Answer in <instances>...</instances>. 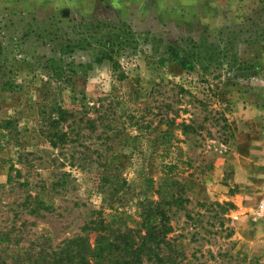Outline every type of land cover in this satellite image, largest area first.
I'll list each match as a JSON object with an SVG mask.
<instances>
[{
	"label": "rangeland",
	"instance_id": "1",
	"mask_svg": "<svg viewBox=\"0 0 264 264\" xmlns=\"http://www.w3.org/2000/svg\"><path fill=\"white\" fill-rule=\"evenodd\" d=\"M120 22L139 43L117 56L122 79L107 61L93 63L87 50L65 54L76 72L54 79L48 59L82 25ZM203 36L241 64L230 75L240 77L208 74L217 85L211 92L197 69L158 63L168 46ZM0 41V229L23 225V243L45 233L55 245L79 234L97 211L117 225L136 227L140 201L169 198L175 176L183 178L193 202H228L218 189L234 185L227 160L235 152L244 157V136L256 141L261 132L264 146V128L255 129L264 124V0H0ZM89 62V68L78 67ZM168 81L182 83L208 105L166 110L171 94L152 89ZM175 111L176 123L193 114L201 128L182 134L165 118L159 121L160 114ZM218 115L228 128L215 120ZM59 130L67 134L63 143ZM105 174L117 185L104 182ZM33 196L49 209L30 213L24 203L33 205ZM186 208L194 220L179 212L170 236L187 264H264L261 256H244V226L236 230L231 210ZM236 216L244 219V208Z\"/></svg>",
	"mask_w": 264,
	"mask_h": 264
},
{
	"label": "trees",
	"instance_id": "2",
	"mask_svg": "<svg viewBox=\"0 0 264 264\" xmlns=\"http://www.w3.org/2000/svg\"><path fill=\"white\" fill-rule=\"evenodd\" d=\"M138 44L136 33L124 22L82 25V28L75 32L74 38L61 44L57 56L48 59V67L54 79L62 81V77L67 76L68 73L76 72V65L73 62L65 63L63 58L65 54H72L75 50H87L92 53L93 63L100 64L107 61L113 73L116 72L117 77L122 79L124 73L120 69L117 56L126 49H136ZM2 52L3 47L0 41V56ZM164 61L172 62L185 71L196 69L200 71L201 82L206 85L208 92L217 88V85L212 84L211 79L208 78L210 73H214L215 78H220L218 73L222 70L226 79L240 77L234 74L230 76L231 73L241 69L236 54H229L225 46L209 41L207 36H203L199 41L188 39L181 45L168 46L166 58H160L158 63L163 64ZM90 66L89 62L86 65L79 64L78 67L89 68ZM152 92L171 94L169 101L163 103L166 110H172L173 105L177 104H181L184 107L183 110L193 106L204 108L208 105V102L199 99L190 89L178 82L168 81L156 84ZM162 105L156 109L159 110ZM58 111L61 115L65 114L61 108H58ZM155 115L159 114L155 113L153 116ZM177 117V112L172 116L160 114L159 121L165 118L169 126L175 125L182 134L195 133L201 128L200 125H196L197 120L193 114L190 118L181 119L178 123L175 122ZM215 120L224 122L223 125L228 128L224 116L218 115ZM66 136L65 132L59 130L57 140L63 143ZM56 143L53 142V146ZM168 169L172 170L173 166L169 165ZM109 177L115 179L111 180ZM180 178L172 177L171 183L175 190L169 198L158 200L145 198L140 201L142 208L138 213L140 220L136 227L117 225L113 220H106L97 211L94 218L83 224L79 234L65 238L55 245L45 233L27 238L26 243H23V225H20L18 229H15L14 224L3 227L0 229V264H187L184 250L176 244V238L170 236L174 231L171 219L182 211L186 220H194L186 210L187 205L192 203L199 207H217L224 214L233 208V204L229 201L209 205L200 201L193 202L185 196L186 187L183 178L182 180ZM103 179L110 186L117 185V178L112 174H105ZM28 197L31 198V196ZM32 198L33 205L24 203L25 207H29L30 213L37 214L40 209H49L36 196ZM196 214L200 216L199 212ZM218 216V212L214 211L218 224L223 225V219ZM90 233L94 234L92 240L89 237ZM178 236L182 235L178 234ZM227 236H230V232Z\"/></svg>",
	"mask_w": 264,
	"mask_h": 264
},
{
	"label": "crops",
	"instance_id": "3",
	"mask_svg": "<svg viewBox=\"0 0 264 264\" xmlns=\"http://www.w3.org/2000/svg\"><path fill=\"white\" fill-rule=\"evenodd\" d=\"M261 128H264L262 121L255 125L256 130ZM260 137H257V140ZM257 140L244 136V157L235 152L226 162L234 170V185L218 186V189L227 193L222 198L233 204L231 214H234L237 219L236 230L244 226V256L264 258V220L251 218L252 208L260 200L264 185V146H261L262 144ZM260 146L262 150H256V147L258 149ZM230 187L235 189L231 193ZM242 208H244V219L236 216V212ZM236 232L239 234L238 231Z\"/></svg>",
	"mask_w": 264,
	"mask_h": 264
},
{
	"label": "built area",
	"instance_id": "4",
	"mask_svg": "<svg viewBox=\"0 0 264 264\" xmlns=\"http://www.w3.org/2000/svg\"><path fill=\"white\" fill-rule=\"evenodd\" d=\"M252 217L253 219L261 218L264 220V185L262 187L261 198L258 201L255 209L253 210Z\"/></svg>",
	"mask_w": 264,
	"mask_h": 264
}]
</instances>
